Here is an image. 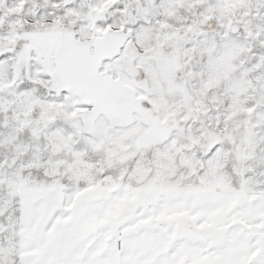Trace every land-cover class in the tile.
Segmentation results:
<instances>
[{"label":"snow or ice","instance_id":"obj_1","mask_svg":"<svg viewBox=\"0 0 264 264\" xmlns=\"http://www.w3.org/2000/svg\"><path fill=\"white\" fill-rule=\"evenodd\" d=\"M0 264H264V0H0Z\"/></svg>","mask_w":264,"mask_h":264}]
</instances>
